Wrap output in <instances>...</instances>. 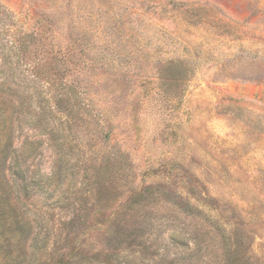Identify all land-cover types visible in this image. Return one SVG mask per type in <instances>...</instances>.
<instances>
[{
	"label": "rangeland",
	"instance_id": "374dc122",
	"mask_svg": "<svg viewBox=\"0 0 264 264\" xmlns=\"http://www.w3.org/2000/svg\"><path fill=\"white\" fill-rule=\"evenodd\" d=\"M0 33L56 45L96 102L63 145L0 114L27 219L0 264H264V0H0Z\"/></svg>",
	"mask_w": 264,
	"mask_h": 264
},
{
	"label": "trees",
	"instance_id": "16d2710c",
	"mask_svg": "<svg viewBox=\"0 0 264 264\" xmlns=\"http://www.w3.org/2000/svg\"><path fill=\"white\" fill-rule=\"evenodd\" d=\"M51 46L49 50L42 48V51L35 52L33 57H30L27 52L32 46L27 42L21 43L16 35H13L11 40H6L4 44L1 41L0 114L8 119L15 116L18 128L21 127V122L30 120L35 125V130H39L40 134H47L57 142V145H63V142L67 140V135H64V132L69 121L67 120L69 111L66 110L73 108L74 99H79L81 94L86 95L88 100L80 103V106L87 110L88 107L96 105V102L89 87L75 90L74 82L69 81L66 74L69 69L65 67L66 70H61L59 67L60 64L66 65L67 58L58 54L56 45ZM29 52L32 53L33 50H29ZM19 64L25 67L22 76L17 72ZM39 80L43 82L40 83L41 86L38 85ZM12 130L13 126L9 125V120L0 123V156L2 155V157L9 149L10 153L15 150L11 149ZM106 136L110 139L111 133L107 132ZM26 139L21 145L23 152L32 150L34 144L28 138ZM58 161H64L62 156L58 158ZM13 166L17 169L19 163L17 162ZM60 167L62 164L53 168V173L47 175L46 180L43 176L34 180V175H30V177L28 175V178L22 179L23 184L27 188L36 185L46 188V190L59 189L61 188L59 187V177L62 170ZM13 176L15 177L13 180L22 183L18 179L17 170L13 172ZM14 188L16 189V185L8 182L0 168V235L9 234L12 239L16 238L18 231H21L27 222L25 212L21 213L20 211L24 207L20 204L19 196Z\"/></svg>",
	"mask_w": 264,
	"mask_h": 264
}]
</instances>
